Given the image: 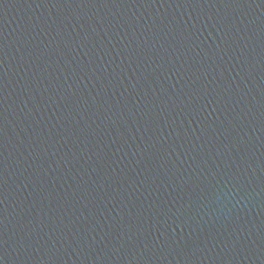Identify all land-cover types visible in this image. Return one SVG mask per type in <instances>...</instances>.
Segmentation results:
<instances>
[{"label": "water", "instance_id": "95a60500", "mask_svg": "<svg viewBox=\"0 0 264 264\" xmlns=\"http://www.w3.org/2000/svg\"><path fill=\"white\" fill-rule=\"evenodd\" d=\"M0 264H264V0H0Z\"/></svg>", "mask_w": 264, "mask_h": 264}]
</instances>
